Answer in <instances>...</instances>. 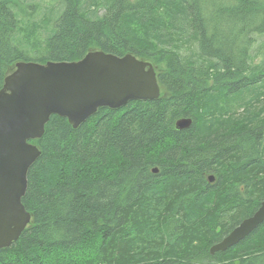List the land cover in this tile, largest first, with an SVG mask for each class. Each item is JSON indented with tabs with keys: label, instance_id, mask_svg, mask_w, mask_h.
Segmentation results:
<instances>
[{
	"label": "trees",
	"instance_id": "obj_1",
	"mask_svg": "<svg viewBox=\"0 0 264 264\" xmlns=\"http://www.w3.org/2000/svg\"><path fill=\"white\" fill-rule=\"evenodd\" d=\"M27 4L0 0V88L16 61L99 49L151 62L160 94L49 117L0 264H264V222L209 252L264 199V0H60L43 41L17 38Z\"/></svg>",
	"mask_w": 264,
	"mask_h": 264
},
{
	"label": "water",
	"instance_id": "obj_2",
	"mask_svg": "<svg viewBox=\"0 0 264 264\" xmlns=\"http://www.w3.org/2000/svg\"><path fill=\"white\" fill-rule=\"evenodd\" d=\"M159 94L153 64L131 53L89 49L78 60L16 61L0 88V248L15 241L30 222L21 198L28 169L40 150L29 140L43 135L52 114L76 128L99 107L118 108L134 99H156ZM191 123L190 117H181L174 126L185 129ZM208 180L213 181V176ZM263 222L264 199L209 252L231 247Z\"/></svg>",
	"mask_w": 264,
	"mask_h": 264
},
{
	"label": "rangeland",
	"instance_id": "obj_3",
	"mask_svg": "<svg viewBox=\"0 0 264 264\" xmlns=\"http://www.w3.org/2000/svg\"><path fill=\"white\" fill-rule=\"evenodd\" d=\"M28 4L25 7V12L21 15V22L17 32V38L24 40L25 30L36 28L35 35L39 41L45 37V29L51 27L56 9L59 6L60 0H27ZM32 6V7H30ZM255 42L253 45V55L255 61L258 62L264 52V33L254 35ZM43 41V40H42ZM25 48H32L27 44H23ZM30 52V51H29Z\"/></svg>",
	"mask_w": 264,
	"mask_h": 264
},
{
	"label": "bare ground",
	"instance_id": "obj_4",
	"mask_svg": "<svg viewBox=\"0 0 264 264\" xmlns=\"http://www.w3.org/2000/svg\"><path fill=\"white\" fill-rule=\"evenodd\" d=\"M186 117V116H185Z\"/></svg>",
	"mask_w": 264,
	"mask_h": 264
}]
</instances>
